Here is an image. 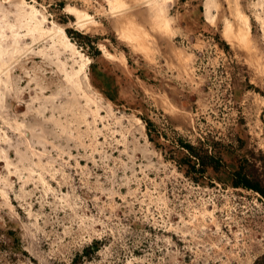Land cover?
Segmentation results:
<instances>
[{
	"label": "rangeland",
	"instance_id": "374dc122",
	"mask_svg": "<svg viewBox=\"0 0 264 264\" xmlns=\"http://www.w3.org/2000/svg\"><path fill=\"white\" fill-rule=\"evenodd\" d=\"M0 13V264L264 254V197L229 175L264 189V0H0ZM11 25L69 79L24 63ZM179 139L220 142L225 169L194 183Z\"/></svg>",
	"mask_w": 264,
	"mask_h": 264
},
{
	"label": "trees",
	"instance_id": "16d2710c",
	"mask_svg": "<svg viewBox=\"0 0 264 264\" xmlns=\"http://www.w3.org/2000/svg\"><path fill=\"white\" fill-rule=\"evenodd\" d=\"M152 126L151 122L146 121L148 134H150V127ZM216 146H221V143L217 141L210 142L204 139L203 141H199L198 145H193L190 142L179 139L177 147L184 153L181 159L177 161L178 167L194 183H199L202 178H207L210 171L216 175L221 174V170L226 167L224 159L225 151L217 149ZM229 175L232 187L252 190L264 197V189L250 175L244 172L242 167L230 172ZM253 264H264V254L257 258Z\"/></svg>",
	"mask_w": 264,
	"mask_h": 264
},
{
	"label": "bare ground",
	"instance_id": "6f19581e",
	"mask_svg": "<svg viewBox=\"0 0 264 264\" xmlns=\"http://www.w3.org/2000/svg\"><path fill=\"white\" fill-rule=\"evenodd\" d=\"M28 27L25 29V31H26L25 34H21L22 29L21 28L16 29L14 25H11V26H9L7 28V30H9L11 32L14 31V33H16V34L13 33V38H14V45L16 46L15 52H19L20 51L19 52V54H20L19 58L24 63H27L28 61H33L35 59H40V62L42 64L47 65L46 67H50L51 69H54L53 72H52V74H50V75H52V80H54L55 82L62 81L63 80V77H65V80L69 79L68 78V75H70V74L67 71L66 64L65 63H61L59 61L60 60L59 58H61V54L56 53L53 58L56 59L57 61H54L53 62L52 61V58H49L48 55H45V54H42V53L39 54L40 55L39 58L35 57L37 54H35L34 52H32L31 51V48H25V47H23L22 50L20 48H18L19 45H21L26 39L27 40L30 39L31 40V43L34 46H36V45H38L40 43V41L38 40V38H36V36H35V33H34L35 30H31ZM40 36L42 37V33H40ZM64 40H66V42H68L67 37H65V36H64ZM22 51H24V52L22 53ZM74 64L75 63H73L72 65H70L71 68L74 67ZM41 88L42 89H45L43 84H42Z\"/></svg>",
	"mask_w": 264,
	"mask_h": 264
}]
</instances>
